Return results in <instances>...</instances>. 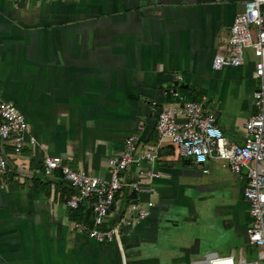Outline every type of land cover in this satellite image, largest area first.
Here are the masks:
<instances>
[{
    "label": "crops",
    "instance_id": "obj_1",
    "mask_svg": "<svg viewBox=\"0 0 264 264\" xmlns=\"http://www.w3.org/2000/svg\"><path fill=\"white\" fill-rule=\"evenodd\" d=\"M242 1L0 0V99L18 108L36 141L19 154L10 139L1 147L0 264H190L211 251L251 255L247 243L246 253L223 247L249 225L244 175L213 160L202 173L167 139L152 166L122 175L131 180L144 166L159 173L135 195L151 203L150 213L122 229L120 250L74 229L83 219L64 205L73 189L58 170L41 169L44 154L56 155L102 177L126 135L137 136L135 155L150 149L158 111L175 101L171 90L201 101L227 140L241 144L253 113V57L247 51L242 65L219 70L210 63ZM127 197L124 188L114 207ZM157 204L180 209L184 220L155 237ZM82 206L89 221L88 202ZM204 238L211 241L195 257Z\"/></svg>",
    "mask_w": 264,
    "mask_h": 264
},
{
    "label": "built area",
    "instance_id": "obj_2",
    "mask_svg": "<svg viewBox=\"0 0 264 264\" xmlns=\"http://www.w3.org/2000/svg\"><path fill=\"white\" fill-rule=\"evenodd\" d=\"M18 2L20 0H10ZM250 51L252 78L255 81L251 93L253 113L243 123L246 137L241 144L229 142L215 124L212 112H204L201 101L187 100L178 91L171 90L175 101L158 111L155 120L157 143L135 155L137 136L126 135L120 152L109 157L105 176L96 177L83 169H71L59 156L44 154L41 169L44 175L54 170L68 183L73 192L64 198L70 210L87 201L89 221L74 222V229L96 244L114 243L121 249V232L124 227L136 225L150 213L151 203H141L135 195L159 173L152 169L157 148L167 139L175 148L177 157L186 158L207 173L209 160L218 161L232 173L244 170L246 179L242 197L246 202L249 225L245 229L248 246L255 248V257L240 252L219 254L204 253L190 264H264V0H243L228 28L225 41L219 44L212 56L210 67L219 70L242 65L246 52ZM177 78H180L177 76ZM180 119V120H179ZM11 140V151L19 154L23 147L36 144L27 133L23 114L10 102L0 99V174L7 167L2 144ZM148 163L131 180L122 175L131 166ZM124 188L128 196L114 207L115 196Z\"/></svg>",
    "mask_w": 264,
    "mask_h": 264
},
{
    "label": "water",
    "instance_id": "obj_3",
    "mask_svg": "<svg viewBox=\"0 0 264 264\" xmlns=\"http://www.w3.org/2000/svg\"><path fill=\"white\" fill-rule=\"evenodd\" d=\"M152 213V226L155 237L160 232L163 233L165 228H169L173 224L184 220L183 212L180 209H170L166 205L157 204Z\"/></svg>",
    "mask_w": 264,
    "mask_h": 264
},
{
    "label": "rangeland",
    "instance_id": "obj_4",
    "mask_svg": "<svg viewBox=\"0 0 264 264\" xmlns=\"http://www.w3.org/2000/svg\"><path fill=\"white\" fill-rule=\"evenodd\" d=\"M239 173L244 175L245 171L244 170H240ZM223 239H225V238H223ZM210 241H211L210 238L201 239L199 251H198L197 255H195V257L196 256H200V254H202L204 252V250L208 247V244L210 243ZM246 243H247L246 237H244V236L235 237L234 239L226 240V243H224L223 247H224L225 251L234 248L235 249V253L239 249H242L243 252L246 253L248 251V248H249ZM213 248H217V246L212 247V249ZM250 253H251L250 256L252 258H254L255 257V248H251V252Z\"/></svg>",
    "mask_w": 264,
    "mask_h": 264
},
{
    "label": "trees",
    "instance_id": "obj_5",
    "mask_svg": "<svg viewBox=\"0 0 264 264\" xmlns=\"http://www.w3.org/2000/svg\"><path fill=\"white\" fill-rule=\"evenodd\" d=\"M134 194H130L128 197H133ZM84 207L82 206V203L79 204V206L77 207V209H75L74 211L71 212V215L70 217L72 219H76V220H80V219H83V220H86L88 219V214L84 212Z\"/></svg>",
    "mask_w": 264,
    "mask_h": 264
},
{
    "label": "flooded vegetation",
    "instance_id": "obj_6",
    "mask_svg": "<svg viewBox=\"0 0 264 264\" xmlns=\"http://www.w3.org/2000/svg\"><path fill=\"white\" fill-rule=\"evenodd\" d=\"M208 198H209L208 196H205L203 200L206 201V200H208ZM190 217H191V216H189L188 218H190Z\"/></svg>",
    "mask_w": 264,
    "mask_h": 264
}]
</instances>
